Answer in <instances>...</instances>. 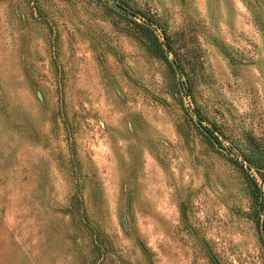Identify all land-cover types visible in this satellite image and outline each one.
Instances as JSON below:
<instances>
[{"label": "rangeland", "instance_id": "374dc122", "mask_svg": "<svg viewBox=\"0 0 264 264\" xmlns=\"http://www.w3.org/2000/svg\"><path fill=\"white\" fill-rule=\"evenodd\" d=\"M119 1L0 0V264H264V0Z\"/></svg>", "mask_w": 264, "mask_h": 264}, {"label": "trees", "instance_id": "16d2710c", "mask_svg": "<svg viewBox=\"0 0 264 264\" xmlns=\"http://www.w3.org/2000/svg\"><path fill=\"white\" fill-rule=\"evenodd\" d=\"M147 19L149 20L150 18H147ZM131 20L133 23L136 24V26H138L140 34L145 38V42L148 44V46L152 48V50L154 51V54L162 55L164 59L168 60L167 52L165 48L163 47V41L160 39L159 34L156 32L155 28L145 22L137 21L134 19H131Z\"/></svg>", "mask_w": 264, "mask_h": 264}]
</instances>
